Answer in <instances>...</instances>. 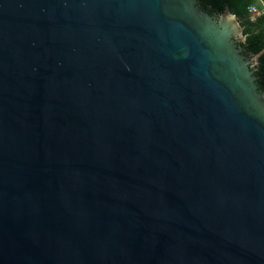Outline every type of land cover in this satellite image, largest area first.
<instances>
[{
    "label": "water",
    "instance_id": "1",
    "mask_svg": "<svg viewBox=\"0 0 264 264\" xmlns=\"http://www.w3.org/2000/svg\"><path fill=\"white\" fill-rule=\"evenodd\" d=\"M199 0H0V264H264V90Z\"/></svg>",
    "mask_w": 264,
    "mask_h": 264
},
{
    "label": "trees",
    "instance_id": "2",
    "mask_svg": "<svg viewBox=\"0 0 264 264\" xmlns=\"http://www.w3.org/2000/svg\"><path fill=\"white\" fill-rule=\"evenodd\" d=\"M264 2V0H262ZM199 4L208 12L220 14L228 9L235 15L242 27L244 40L239 43L244 52L257 55L255 75L259 87L264 90V13L252 18L249 6L262 7L260 0H199Z\"/></svg>",
    "mask_w": 264,
    "mask_h": 264
},
{
    "label": "built area",
    "instance_id": "3",
    "mask_svg": "<svg viewBox=\"0 0 264 264\" xmlns=\"http://www.w3.org/2000/svg\"><path fill=\"white\" fill-rule=\"evenodd\" d=\"M261 1V4H262V7L261 8H258L255 4H252L249 6V13L251 14L252 18H255L256 16L264 13V2L262 0Z\"/></svg>",
    "mask_w": 264,
    "mask_h": 264
}]
</instances>
